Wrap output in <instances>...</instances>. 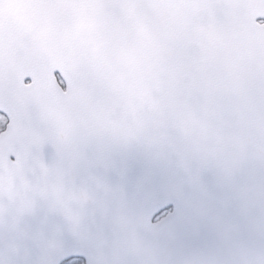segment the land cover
I'll use <instances>...</instances> for the list:
<instances>
[{
	"label": "snow or ice",
	"instance_id": "6c2138e0",
	"mask_svg": "<svg viewBox=\"0 0 264 264\" xmlns=\"http://www.w3.org/2000/svg\"><path fill=\"white\" fill-rule=\"evenodd\" d=\"M0 264H264V0H0Z\"/></svg>",
	"mask_w": 264,
	"mask_h": 264
}]
</instances>
